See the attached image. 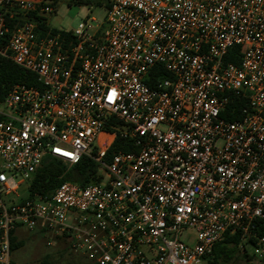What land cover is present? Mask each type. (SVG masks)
<instances>
[{"label": "built area", "instance_id": "1", "mask_svg": "<svg viewBox=\"0 0 264 264\" xmlns=\"http://www.w3.org/2000/svg\"><path fill=\"white\" fill-rule=\"evenodd\" d=\"M56 1L0 0V58L38 83L0 100V264L19 228L93 264H205L239 235L259 264L264 0H104L103 24L68 30L51 24ZM157 67L171 79L152 86ZM118 137L133 151L108 157ZM84 158L97 181L31 191L45 160Z\"/></svg>", "mask_w": 264, "mask_h": 264}, {"label": "trees", "instance_id": "2", "mask_svg": "<svg viewBox=\"0 0 264 264\" xmlns=\"http://www.w3.org/2000/svg\"><path fill=\"white\" fill-rule=\"evenodd\" d=\"M90 5L94 7L105 6L109 8V5L105 3L104 0H83L79 3V6ZM35 19L36 16L31 15ZM43 26V25H42ZM56 32V30H53ZM241 48L239 46L233 47L227 57L226 62H232L235 65H239V53ZM157 74L162 75L164 78L171 79V75L163 68L157 67L153 71V81L152 86L157 83ZM15 84H25L27 86H38L37 78L30 72L16 66L12 62L0 58V100L8 92L11 86ZM236 108V113L234 116L227 115V118L239 119L240 110L245 106L244 101H237L234 104ZM232 107V106H230ZM119 151L130 152L133 148L129 142L123 141L121 138H117L109 150L108 157ZM100 175V171L95 163L91 160L84 158L81 162L74 166H67L62 161L56 159H47L44 161L43 165L39 168L37 173L33 176L31 180V191L33 193L39 192L43 194H51L53 191L61 184L65 182H72L81 187H85L95 181H97V176ZM239 235L229 236L228 234L225 238L217 243L209 257L207 258L205 264H255L254 256L249 255L248 252H242L239 249ZM20 247V243H17L12 238V251ZM11 264H14L13 262ZM40 264H56L50 260H44ZM66 264H93L87 261L81 263L69 262ZM259 264H264V257L260 260Z\"/></svg>", "mask_w": 264, "mask_h": 264}, {"label": "rangeland", "instance_id": "3", "mask_svg": "<svg viewBox=\"0 0 264 264\" xmlns=\"http://www.w3.org/2000/svg\"><path fill=\"white\" fill-rule=\"evenodd\" d=\"M55 10V14L51 17V24L55 28L64 30L76 29L81 23L93 26L103 24L108 17L105 6H79L69 0L56 1ZM13 239L20 243V247L12 251L14 264H40L44 260H50L56 264L86 261L80 255L73 254L66 243L40 230L29 231L26 228H19L13 234ZM254 250L255 247H248L249 253H253Z\"/></svg>", "mask_w": 264, "mask_h": 264}]
</instances>
